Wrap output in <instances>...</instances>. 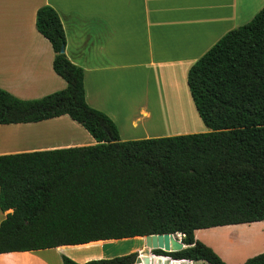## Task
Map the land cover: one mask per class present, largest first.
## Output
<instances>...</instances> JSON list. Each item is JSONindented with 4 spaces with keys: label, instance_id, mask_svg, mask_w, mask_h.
<instances>
[{
    "label": "trees",
    "instance_id": "trees-1",
    "mask_svg": "<svg viewBox=\"0 0 264 264\" xmlns=\"http://www.w3.org/2000/svg\"><path fill=\"white\" fill-rule=\"evenodd\" d=\"M36 26L67 87L38 99L0 89V125L68 115L97 144L0 155V208L12 210L0 226V254L182 234L185 248L156 254L228 264L195 232L264 222V8L189 70L191 96L209 131L131 141H122L112 118L87 103L85 73L65 53L58 12L41 7ZM63 263L80 264L67 256ZM244 264H264V252Z\"/></svg>",
    "mask_w": 264,
    "mask_h": 264
},
{
    "label": "crops",
    "instance_id": "crops-1",
    "mask_svg": "<svg viewBox=\"0 0 264 264\" xmlns=\"http://www.w3.org/2000/svg\"><path fill=\"white\" fill-rule=\"evenodd\" d=\"M47 5L61 18L67 57L84 70L87 103L112 118L122 141H131L181 135L160 132L158 115L163 110L169 119L182 120L185 128L191 115L196 123L203 122L188 86L189 70L228 32L249 23L264 8V0H0V89L21 99L42 98L67 87L54 71L50 41L36 26L38 10ZM174 102L188 112L180 109L176 116ZM56 127L60 129L52 138H44ZM195 132L199 131L189 133ZM95 144V138L68 115L0 125V155ZM10 212L0 208V226ZM203 230L195 232L196 238L233 264L207 236L199 235ZM131 239L144 245L143 237ZM118 241L5 253L0 254V264H64L63 256L83 264L144 247L118 252L112 248ZM152 264L208 263L154 256Z\"/></svg>",
    "mask_w": 264,
    "mask_h": 264
},
{
    "label": "rangeland",
    "instance_id": "rangeland-1",
    "mask_svg": "<svg viewBox=\"0 0 264 264\" xmlns=\"http://www.w3.org/2000/svg\"><path fill=\"white\" fill-rule=\"evenodd\" d=\"M176 91L177 93L180 92V86L176 87ZM178 105V102H174L172 105L175 115L179 114L180 109H185L186 112H188V108L186 109V107L184 106H181V108L177 109ZM162 112L163 113L160 116L158 115L159 120L157 123V125L160 124L161 126H163L161 129H159L162 133L168 132L169 134L182 135L190 134L189 132L194 131H199L195 133L209 131V129L203 124V122L196 123V119H194L192 115H189V127L185 128L184 122H182V120L180 119H177V115L175 116L176 118L169 119V112L166 110H163ZM200 123L202 124V126L199 125ZM14 132L15 131L11 132L10 135L13 136ZM2 135L6 137L8 135V132L2 133ZM214 229L226 230H223L222 232H219L217 234H212L206 233V229H204L202 233L200 232L199 235L204 237L207 236V239H209L213 244L218 246L220 250L228 257V260L233 261V264H244L249 258H251L252 254L256 256L264 252L258 250L259 248L264 247V222L214 227ZM178 236L179 239L182 241L184 236ZM230 241H232V244H229ZM113 243L115 244L112 246V248L118 252H125V249L130 250L134 248H142L144 246L143 242L137 239H122L118 242ZM179 243L180 242L177 240L173 241V248L176 249L177 247L175 246V244L180 245ZM244 258H246V260L244 262H241V260H243Z\"/></svg>",
    "mask_w": 264,
    "mask_h": 264
},
{
    "label": "water",
    "instance_id": "water-1",
    "mask_svg": "<svg viewBox=\"0 0 264 264\" xmlns=\"http://www.w3.org/2000/svg\"><path fill=\"white\" fill-rule=\"evenodd\" d=\"M178 235L182 234H160L144 236V247L139 252H137L135 263L152 264L154 256H165L156 254V251L158 250L164 251L166 253L182 250L186 247V245L179 239ZM175 240L180 242V245L175 244V246L177 247L176 249L173 248V241Z\"/></svg>",
    "mask_w": 264,
    "mask_h": 264
},
{
    "label": "bare ground",
    "instance_id": "bare-ground-1",
    "mask_svg": "<svg viewBox=\"0 0 264 264\" xmlns=\"http://www.w3.org/2000/svg\"><path fill=\"white\" fill-rule=\"evenodd\" d=\"M66 128V127H65ZM65 128H64V126H63V130L61 131V132H63L64 130H65ZM57 129H60V128H58V127H56V128H52V129H50L49 131H52V133L51 134H49V135H46V136H48V137H44V138H52V136H53V131L55 132V131H58ZM22 134V133H21ZM33 134V133H32ZM31 134V135H32ZM66 141V140H65ZM38 142H39V140H38ZM51 143H53V142H51ZM17 144H23V142L21 141L20 143H19V141H18V143Z\"/></svg>",
    "mask_w": 264,
    "mask_h": 264
}]
</instances>
